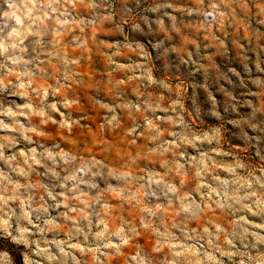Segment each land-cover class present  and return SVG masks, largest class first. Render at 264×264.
<instances>
[{
  "label": "clouds",
  "instance_id": "obj_1",
  "mask_svg": "<svg viewBox=\"0 0 264 264\" xmlns=\"http://www.w3.org/2000/svg\"><path fill=\"white\" fill-rule=\"evenodd\" d=\"M0 264H264V0H0Z\"/></svg>",
  "mask_w": 264,
  "mask_h": 264
}]
</instances>
